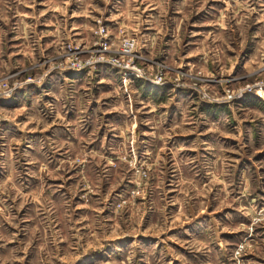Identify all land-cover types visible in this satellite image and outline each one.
<instances>
[{
	"label": "rangeland",
	"instance_id": "obj_1",
	"mask_svg": "<svg viewBox=\"0 0 264 264\" xmlns=\"http://www.w3.org/2000/svg\"><path fill=\"white\" fill-rule=\"evenodd\" d=\"M0 264H264V0H0Z\"/></svg>",
	"mask_w": 264,
	"mask_h": 264
},
{
	"label": "built area",
	"instance_id": "obj_2",
	"mask_svg": "<svg viewBox=\"0 0 264 264\" xmlns=\"http://www.w3.org/2000/svg\"><path fill=\"white\" fill-rule=\"evenodd\" d=\"M95 30L98 32L99 39L96 41V45L92 46V51L95 52L98 51V53L95 54V57L91 55L84 60H80V59L77 60L75 62V67H82L84 66V64L91 62V59H95V58L98 59L99 57L102 56L101 53L104 49H110L109 43L106 41L105 38V31H103L102 26L98 24ZM135 46H136V39L133 35L122 34L119 36L115 47H112V49H114L115 51L110 53L108 52L107 56H104V58L110 61L111 63L120 66L122 68L127 67L129 69H134L135 66L132 64L131 61H129V59L131 55L134 56L137 55L134 52ZM148 74H151V72L148 71ZM143 75H147V73H144ZM148 78L154 81H158L161 79V77H159V73L155 74V72H153L151 75H148ZM202 94L206 95V93H202Z\"/></svg>",
	"mask_w": 264,
	"mask_h": 264
}]
</instances>
